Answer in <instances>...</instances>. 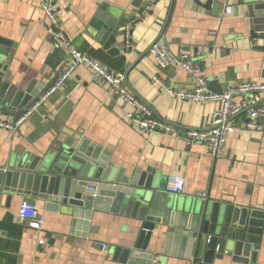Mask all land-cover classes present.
<instances>
[{"label":"crops","instance_id":"1","mask_svg":"<svg viewBox=\"0 0 264 264\" xmlns=\"http://www.w3.org/2000/svg\"><path fill=\"white\" fill-rule=\"evenodd\" d=\"M213 2H221V9L215 11ZM104 4L111 6L109 12L123 13L128 19L118 33L119 55L110 54L96 39V15ZM227 5L233 7L231 14L225 13ZM58 6L61 27L73 45L113 71L133 66L126 82L129 88L158 119L179 128V134L135 129L126 116L132 107L89 66L79 65L66 83L16 129L0 125V167H6L14 154H40L80 133L109 151L110 160L125 168L126 174L134 167L150 166L156 169L164 190L169 175L185 178L182 193L168 194L175 201H189L210 192L212 197L232 198L247 206L264 202V135L240 129L230 132L218 156H212L202 143L188 144L186 131L208 127L220 103L196 104L169 94L167 85L190 89L193 76L176 65L158 72L150 52L161 36L171 51L191 57L208 87L215 82L216 89L209 87L214 92L229 84L264 80V42L251 37L245 5L239 0H156L153 5L151 0H58ZM129 23L133 25L132 46L126 50L125 28ZM0 37L16 44L10 50L8 77L23 88L34 80L49 83L58 79L68 63L67 48L50 35L41 0H0ZM157 73L162 83L154 80ZM258 102H264V93ZM245 114L231 121L237 124ZM16 119L0 117L4 123ZM24 198L36 204L44 219L42 230L36 231L20 219ZM72 220L65 206L0 191V262L126 264L125 250L140 238L141 221L112 213L109 207L93 211L89 229L84 230L82 224L73 227ZM160 236L155 232L148 245L158 257L157 264H189L165 255ZM41 237H45L43 244L39 243ZM256 264H264V237Z\"/></svg>","mask_w":264,"mask_h":264},{"label":"water","instance_id":"2","mask_svg":"<svg viewBox=\"0 0 264 264\" xmlns=\"http://www.w3.org/2000/svg\"><path fill=\"white\" fill-rule=\"evenodd\" d=\"M239 2L247 8L251 37L264 42V0ZM212 5L215 11L222 7L221 2ZM110 7L104 4L96 15V39L115 56L121 53L117 42L120 26L128 19L112 9L110 13ZM12 47L16 44L0 37V117L18 119L57 78L49 83L34 80L26 88L12 82L8 77ZM261 48L264 50V43ZM132 68L121 70L126 82ZM209 87L216 89L215 82ZM163 188L156 169L134 167L126 174L125 168L110 160L109 151L80 133L40 154H14L6 167H0V191L65 206L71 211L73 227L82 224L84 230L90 228L93 211L105 207L140 220V238L125 250L123 263L153 264L156 254L148 245L158 232L164 254L189 264H256L264 237V202L247 206L232 198L212 197L210 192L180 202L171 199Z\"/></svg>","mask_w":264,"mask_h":264},{"label":"built area","instance_id":"3","mask_svg":"<svg viewBox=\"0 0 264 264\" xmlns=\"http://www.w3.org/2000/svg\"><path fill=\"white\" fill-rule=\"evenodd\" d=\"M155 2L156 0H151L152 5ZM41 6L49 21L51 37L67 48L68 63L59 73L55 84L41 95L31 109L14 122L4 123V121L0 120L2 127L11 130L16 129L33 113L37 112L49 97L66 83L79 65H87L102 79L104 84L114 90L126 104L132 107L131 111L126 112V116L135 129L141 131H164L175 136L179 134V128L172 123L158 119L152 109L129 88L123 73L111 70L87 52L73 45L71 39L61 27L58 0H41ZM232 11L233 7L231 5L225 7L226 14H231ZM132 30L133 25L131 23L127 24L125 28L126 50L132 46ZM150 52L156 59L158 72L169 66L176 65L186 69L193 76L194 84L190 89L173 88L167 85L166 90L169 94L181 101L188 100L196 104L208 101L220 103V106L214 112L213 121L208 127L200 129L190 128L186 131L185 138L188 144L193 142L202 143L208 148L212 156H218L222 153L226 137L230 132L240 129L256 131L264 135V102H258L260 96L264 93V80L258 79L229 84L221 93L214 92L209 89L207 79L187 53L171 51L167 43L162 39L154 42ZM154 80L161 82L158 73L154 76ZM236 96H241L239 101L235 100ZM242 112H246L245 117L237 124L233 123L231 121L232 118ZM185 184V178L178 175H169L165 191L169 194L182 193ZM19 214L20 219L30 228L36 231L43 229L44 219L31 199H23ZM44 242L45 237H41L39 243L43 244ZM100 244L104 249L107 248V244ZM157 262L158 257L154 256L152 263L157 264ZM0 264L2 263L0 262Z\"/></svg>","mask_w":264,"mask_h":264}]
</instances>
